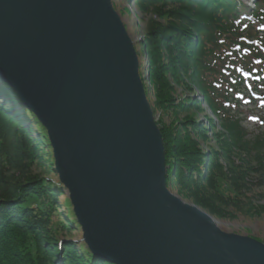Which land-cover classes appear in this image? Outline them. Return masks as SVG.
<instances>
[{"label": "water", "instance_id": "1", "mask_svg": "<svg viewBox=\"0 0 264 264\" xmlns=\"http://www.w3.org/2000/svg\"><path fill=\"white\" fill-rule=\"evenodd\" d=\"M0 80L45 128L83 241L115 264H264L168 186L163 135L113 0H0Z\"/></svg>", "mask_w": 264, "mask_h": 264}, {"label": "trees", "instance_id": "2", "mask_svg": "<svg viewBox=\"0 0 264 264\" xmlns=\"http://www.w3.org/2000/svg\"><path fill=\"white\" fill-rule=\"evenodd\" d=\"M136 3L146 16L143 40L156 104L166 105L178 116L171 126H159L166 149L168 186L188 194L190 202L212 214H220L217 204L222 200L226 203L221 182L227 179V167L221 160H227L235 172L234 151L227 143L205 149L192 135L195 132L208 141L206 127L198 118L186 119L178 114L208 108L213 116H205L207 122L216 125L220 121L223 127L216 134L218 142L223 138L234 142L241 148L243 160L264 152L260 151L264 149V137L247 138L239 111V95L246 88L264 93V0H256L249 13L240 0ZM169 72L176 77L174 82ZM175 85L198 91L203 101L180 104ZM177 123L184 126L182 133L173 128ZM39 144L52 148L38 118L0 80V171L5 174L15 165L22 173L21 178L0 179V264H115L95 256L83 242L59 238L76 222L73 212H60L61 183L29 170ZM49 168L55 172L54 163Z\"/></svg>", "mask_w": 264, "mask_h": 264}, {"label": "rangeland", "instance_id": "3", "mask_svg": "<svg viewBox=\"0 0 264 264\" xmlns=\"http://www.w3.org/2000/svg\"><path fill=\"white\" fill-rule=\"evenodd\" d=\"M136 2L137 0H113L114 7L121 15L138 52L140 60V74L146 87L148 99L153 108L157 124L161 127H163V124L171 126L178 116L172 113L169 108H166V105L158 107L156 104L155 92L150 74V58L146 53L148 49L143 40L145 35L146 16L144 18V14L141 12ZM240 2L244 4L243 7L246 12L249 13V11L254 8L256 0H240ZM168 75L170 76L171 81L174 82V79H176L174 74L169 72ZM175 86L177 88L176 92L179 98L178 101L179 103L181 102L180 104L188 106L189 104H196L197 102L201 103V101H203L198 91H191L183 86ZM255 92L258 93L259 91ZM252 94V88H246V90L239 95L242 99V106L239 107V111L243 117V126L248 131L247 138L249 140L264 137V94L260 93L259 98H256L254 101L247 99ZM202 105L207 108L205 103ZM207 110L201 112L198 111L196 113L190 110L191 113L188 115L182 112L178 115H183L186 119L189 117L198 118V121L202 122V125L206 127V134L209 137L208 141H204L203 138L198 136V134H195V132L193 135L191 134L192 138H195L205 149H209L212 146L220 147L226 143L231 145L230 147L234 151V162L238 168L235 172H233L228 165V161L225 159L221 160L225 169L227 167V179L223 180L224 182H221V184L224 183L221 190L224 191L223 193L225 194L226 203H223V200L220 201L221 203L217 204L220 214L214 215L205 208L190 202L188 200V194H184V192L176 189L174 190L170 188V190L177 196L181 197L185 202L194 204L209 213L216 220L218 226L223 231L250 236L264 243V168H260L259 163L261 162V164H264V154H262L264 152H261L259 157H257V155H252V157H250L251 159L243 160L244 156L240 151L241 148L236 147L234 142H229L224 138L218 142L216 140V134L220 133L223 130V127L220 121H216V125L207 122L205 116H213L211 111ZM173 128H175L176 133H182L185 129L182 124L173 126ZM37 146L38 149H36V157L33 160V165L29 167V170L33 173H44L50 181L56 184L59 183L58 174L54 171H50L49 168L51 163H54L55 161L52 151L53 149H49L47 147L43 148L40 144ZM242 150H244L243 147ZM263 150L264 149L262 148L260 151ZM254 166L258 167V169L252 170ZM6 168L8 169V167ZM16 168L17 167L14 165L13 168H11V170L8 169L5 174L3 170H1L0 179L1 176H3V179L6 181L8 179H14L15 176L21 178L22 173L19 171L17 172ZM248 173L249 178L246 177ZM58 203L60 212L62 211L65 215H67L68 212H73L76 222L72 223V229L69 233H64L60 235L59 238L64 242L72 240L74 242L85 243L83 241V231L77 222L73 206L69 199V193L63 186H61V193L58 196ZM54 219L56 220V217Z\"/></svg>", "mask_w": 264, "mask_h": 264}, {"label": "bare ground", "instance_id": "4", "mask_svg": "<svg viewBox=\"0 0 264 264\" xmlns=\"http://www.w3.org/2000/svg\"><path fill=\"white\" fill-rule=\"evenodd\" d=\"M59 176V175H58ZM62 185V184H61Z\"/></svg>", "mask_w": 264, "mask_h": 264}]
</instances>
